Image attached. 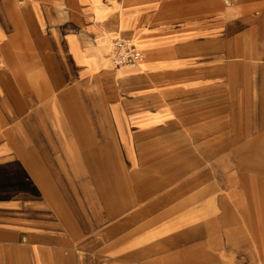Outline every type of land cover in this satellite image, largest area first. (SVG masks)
Instances as JSON below:
<instances>
[{"label":"crops","instance_id":"obj_1","mask_svg":"<svg viewBox=\"0 0 264 264\" xmlns=\"http://www.w3.org/2000/svg\"><path fill=\"white\" fill-rule=\"evenodd\" d=\"M226 137L264 138V0H0V264H264V175L197 161Z\"/></svg>","mask_w":264,"mask_h":264},{"label":"rangeland","instance_id":"obj_2","mask_svg":"<svg viewBox=\"0 0 264 264\" xmlns=\"http://www.w3.org/2000/svg\"><path fill=\"white\" fill-rule=\"evenodd\" d=\"M151 30L150 36L152 38L157 37V29L156 25L150 26ZM155 28V29H152ZM136 42V45L139 47L143 45L142 40H139L138 38H135L134 40ZM143 49V48H142ZM144 60H147L149 56L154 57L157 56L158 51L157 47L149 48V49H143L142 51ZM129 67V66H128ZM145 64L141 65L140 67H137L139 69L144 70ZM141 70V71H142ZM236 120L235 118H231V122L234 123ZM49 130V129H48ZM53 130H56L53 128ZM59 130L62 131V127L59 126ZM208 152V154H207ZM198 164H206L213 167L214 172L212 173L213 177L216 180H222L227 179V174L230 172L229 170L235 169V171H243L249 170L253 171L259 175H264V138L253 141L250 140H238L231 137H226L224 139L214 140L211 145H209V150H202L199 151V154L197 156ZM200 171H198L199 173ZM92 174V173H91ZM101 174L100 178L104 179L105 173H97ZM119 179H121L122 173H118ZM99 176H97L98 178ZM224 188H215V190H222ZM172 189H168L167 192L171 191ZM174 191V190H172ZM192 220H183L182 223H189L193 222ZM157 225V221L151 225V230H153L151 234L147 237H145V240L150 239H156L160 236H163L167 232L169 233L170 230H173L174 225L172 226H166V228H162L160 231L155 232L154 226ZM136 237V235L134 236ZM134 242H137V239H133ZM132 242V241H131ZM157 240L154 242L156 243ZM163 242V241H162ZM142 243V242H141Z\"/></svg>","mask_w":264,"mask_h":264},{"label":"built area","instance_id":"obj_3","mask_svg":"<svg viewBox=\"0 0 264 264\" xmlns=\"http://www.w3.org/2000/svg\"><path fill=\"white\" fill-rule=\"evenodd\" d=\"M143 53L129 36H115L110 40V62L113 65L128 67L143 61Z\"/></svg>","mask_w":264,"mask_h":264}]
</instances>
